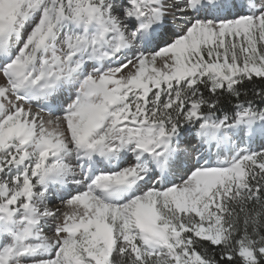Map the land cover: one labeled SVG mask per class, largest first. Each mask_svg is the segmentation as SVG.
<instances>
[{
    "label": "snow or ice",
    "instance_id": "snow-or-ice-1",
    "mask_svg": "<svg viewBox=\"0 0 264 264\" xmlns=\"http://www.w3.org/2000/svg\"><path fill=\"white\" fill-rule=\"evenodd\" d=\"M0 264H264V0H0Z\"/></svg>",
    "mask_w": 264,
    "mask_h": 264
}]
</instances>
